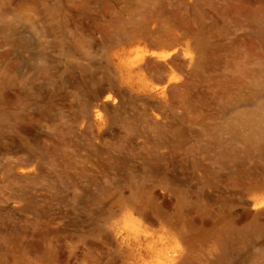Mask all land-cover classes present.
Masks as SVG:
<instances>
[{
  "label": "rangeland",
  "instance_id": "obj_1",
  "mask_svg": "<svg viewBox=\"0 0 264 264\" xmlns=\"http://www.w3.org/2000/svg\"><path fill=\"white\" fill-rule=\"evenodd\" d=\"M0 264H264V0H0Z\"/></svg>",
  "mask_w": 264,
  "mask_h": 264
},
{
  "label": "bare ground",
  "instance_id": "obj_2",
  "mask_svg": "<svg viewBox=\"0 0 264 264\" xmlns=\"http://www.w3.org/2000/svg\"><path fill=\"white\" fill-rule=\"evenodd\" d=\"M109 96H110V94H109V95L106 94V98H105V99H110ZM104 97H105V96H104ZM105 99H104V100H105Z\"/></svg>",
  "mask_w": 264,
  "mask_h": 264
}]
</instances>
